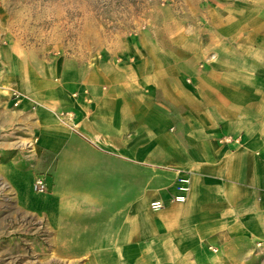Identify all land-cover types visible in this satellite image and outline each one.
I'll return each instance as SVG.
<instances>
[{"label": "crops", "instance_id": "crops-1", "mask_svg": "<svg viewBox=\"0 0 264 264\" xmlns=\"http://www.w3.org/2000/svg\"><path fill=\"white\" fill-rule=\"evenodd\" d=\"M212 25L202 67L179 42L41 69L3 53L0 260L264 264V0Z\"/></svg>", "mask_w": 264, "mask_h": 264}, {"label": "rangeland", "instance_id": "rangeland-1", "mask_svg": "<svg viewBox=\"0 0 264 264\" xmlns=\"http://www.w3.org/2000/svg\"><path fill=\"white\" fill-rule=\"evenodd\" d=\"M239 1L0 0V90L4 52L41 69L64 59L82 65L94 64L100 57L123 62L143 50L169 54L179 42L176 52L191 49L198 66H206L216 59L214 48L219 46L212 39L218 33L212 21ZM13 98L17 107L16 92ZM40 237L44 234L41 241ZM9 248L2 253L13 257L0 264H46L45 250L25 249L22 254ZM51 253L53 264L77 263L60 244Z\"/></svg>", "mask_w": 264, "mask_h": 264}, {"label": "built area", "instance_id": "built-area-1", "mask_svg": "<svg viewBox=\"0 0 264 264\" xmlns=\"http://www.w3.org/2000/svg\"><path fill=\"white\" fill-rule=\"evenodd\" d=\"M38 187H39V189H44V185L43 184H38ZM154 206L155 207H161L162 204L161 203H156Z\"/></svg>", "mask_w": 264, "mask_h": 264}]
</instances>
